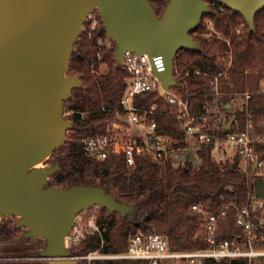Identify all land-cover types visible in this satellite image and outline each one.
I'll use <instances>...</instances> for the list:
<instances>
[{
  "label": "trees",
  "instance_id": "16d2710c",
  "mask_svg": "<svg viewBox=\"0 0 264 264\" xmlns=\"http://www.w3.org/2000/svg\"><path fill=\"white\" fill-rule=\"evenodd\" d=\"M149 1L158 14L169 2ZM206 1L210 10L190 32L198 47L180 49L174 59L179 76L185 78L182 88L189 93L190 109L198 115L212 107L225 112V120L213 130L215 134L242 129L247 108L260 129V121L264 118V7L256 12L255 26L251 28L241 12L219 0ZM96 18L99 22L94 28L91 19L83 23L69 59L68 73L79 75L82 84L65 100L64 111L71 112L67 114L71 127L65 142L51 154L53 164L58 163L60 167L50 176L49 185H99L117 200L133 205L135 210L122 215L102 206L98 215L101 234L87 235L81 243L72 246V254L85 255L94 250L124 252L130 235L152 231L166 235L175 250L205 247L199 213L192 205L202 204L210 210L230 202L243 205L248 193L255 189L256 178L240 169L239 157L234 161H218L213 156V143H204L198 150L201 159L198 166L190 160L177 166L172 160L158 164L144 154L136 157L134 166H129L124 155L110 153L100 160L85 154L82 139L103 133L107 124L117 119V112H122L120 100L127 76V71L116 59V42L108 36L98 11ZM210 21L221 36H208ZM104 63L107 69L101 71ZM212 81L217 82V89ZM247 92L250 98L241 109L232 111L226 107L235 96H245ZM136 100L144 107L157 103L158 111H163L155 116L158 132L179 133L176 114L165 111L167 106L156 91L139 94ZM230 116H235V120L231 129L226 130L223 125ZM236 205H230L227 219L221 224L222 237L230 238L240 232L236 224ZM26 230L24 226H17L16 216L0 215V264H52L39 258V253L21 248L27 241L39 249L45 247L44 239L33 241L24 235ZM78 260L76 264H148L145 260L129 258ZM200 264H248V260L206 259Z\"/></svg>",
  "mask_w": 264,
  "mask_h": 264
},
{
  "label": "water",
  "instance_id": "95a60500",
  "mask_svg": "<svg viewBox=\"0 0 264 264\" xmlns=\"http://www.w3.org/2000/svg\"><path fill=\"white\" fill-rule=\"evenodd\" d=\"M219 1L241 12L251 28L264 7V0ZM95 6L119 63L128 49L163 56L165 69L157 74L165 88L175 83L177 52L198 47L190 32L210 10L206 0H169L161 14L149 0H0V215L18 216L17 226L33 241L43 237L39 254L52 264L79 261L69 258L65 236L82 209L135 210L99 185H49L59 164L36 166L65 142L71 127L64 104L82 81L68 73V63ZM234 119L223 128L230 130ZM254 187L264 197L262 178Z\"/></svg>",
  "mask_w": 264,
  "mask_h": 264
},
{
  "label": "built area",
  "instance_id": "2783aa9c",
  "mask_svg": "<svg viewBox=\"0 0 264 264\" xmlns=\"http://www.w3.org/2000/svg\"><path fill=\"white\" fill-rule=\"evenodd\" d=\"M209 25L211 30L208 35L218 33L211 21ZM121 64L127 71L120 100L122 112H117V119L109 122L103 133L87 135L82 139L85 154L100 160L110 153L124 155L129 166H134L136 157L144 154L149 155L154 162L164 164L169 160L175 162L178 152L189 146L197 145L199 150L202 144L213 143V156L218 161H234L239 157L241 170L264 180V118L258 129L253 113L247 108L242 129L215 134L213 130L218 126H213L211 108L202 115L191 111L189 93L182 88L185 78L179 76L175 65L172 73L175 83L166 88L163 86L157 74L165 69L162 55L151 56L146 52L128 49L122 54ZM212 83L217 89V82ZM151 91H156L164 101L167 113L176 114L178 134L157 131L155 116L163 113L158 111L157 103L149 107L137 104L139 94ZM219 93L217 90L216 94ZM245 95L248 100L250 94L247 92ZM130 129L133 130L130 135H121ZM241 161L244 163L241 164ZM231 204L236 205L235 202L224 203L217 210H210L202 204L192 205V209L199 213L205 247L175 250L169 238L162 233L137 232L130 235L124 252L102 253L94 250L85 255L71 254L69 258H129L145 260L148 264H200L206 259L222 261L227 258H245L248 264H264V197L257 195L255 189L249 192L247 201L243 205H236V224L240 232L230 238L222 237L221 224L227 219ZM101 207L100 204H94L75 215L74 223L65 236L67 248L81 243L89 234H101L102 227L98 222ZM39 258L50 259L44 256Z\"/></svg>",
  "mask_w": 264,
  "mask_h": 264
},
{
  "label": "rangeland",
  "instance_id": "374dc122",
  "mask_svg": "<svg viewBox=\"0 0 264 264\" xmlns=\"http://www.w3.org/2000/svg\"><path fill=\"white\" fill-rule=\"evenodd\" d=\"M97 11L99 12V9H98V6H95L91 11H90V13H89V15H88V17H87V19L86 20H92L91 21V27H96L97 25H98V19L96 18V13H97ZM100 13V12H99ZM100 17H101V15H100ZM85 20V21H86ZM101 21H102V17H101ZM103 22V21H102ZM83 29V28H82ZM210 29V28H209ZM211 30V29H210ZM218 32V31H217ZM215 35H219V36H221L220 35V33L218 32V33H214ZM208 36H211V35H208ZM107 43H109L110 44V40L109 39H107ZM106 69H107V65L104 63V64H102L101 65V67H100V70L101 71H106ZM262 89L264 90V79H263V81H262ZM241 102H242V100L241 99H239L238 101H235V103H236V106L237 107H239L240 105L239 104H241ZM237 107H235V108H237ZM211 115H212V121H213V126H217V125H219L221 122H223L224 120H225V118H226V113L225 112H222V111H220V109L219 108H216V107H212L211 108ZM67 114L68 113H66L65 111H64V115L67 117ZM68 118V117H67ZM69 119V118H68ZM133 132V130L132 129H130V130H125V131H123L122 133H121V135H124V134H126V135H130L131 133ZM198 146L197 145H192V146H189V148H187L186 150L185 149H183V150H181V151H179L178 152V157H176L175 158V165L177 166V165H180V164H184V162L186 161V160H190L195 166H198V165H200V163H201V159H200V157H199V155H198ZM53 161H54V158L53 157H51V155L50 156H48L46 159H44V160H42V161H40L39 163H37V165L36 166H48V165H53ZM241 164H243L244 162L243 161H241L240 162ZM49 180H50V178H49ZM18 216H16V220H18ZM39 239H44L43 237H38V239L37 240H39ZM21 248L22 249H25L26 251H28V252H31V253H33V254H37V253H39V251H40V249L39 248H37V246H34L33 245V243L32 242H30V241H27V242H25V243H22L21 244ZM43 249V248H42Z\"/></svg>",
  "mask_w": 264,
  "mask_h": 264
},
{
  "label": "crops",
  "instance_id": "0c3cea01",
  "mask_svg": "<svg viewBox=\"0 0 264 264\" xmlns=\"http://www.w3.org/2000/svg\"><path fill=\"white\" fill-rule=\"evenodd\" d=\"M262 90H263V89H262ZM263 91H264V90H263ZM239 99H241L242 102H241V104H239L240 106L237 107L235 101H238ZM245 101H246V95H245V96H244V95H237V96H235V97L233 98L232 103H228V104L226 105V107L231 108L232 111H236V110L242 108V106H243V104L245 103ZM229 104H230V105H229ZM235 107H237V108H235ZM234 120H235V119H234ZM217 126H218V125H217ZM217 126H215V127H217Z\"/></svg>",
  "mask_w": 264,
  "mask_h": 264
}]
</instances>
